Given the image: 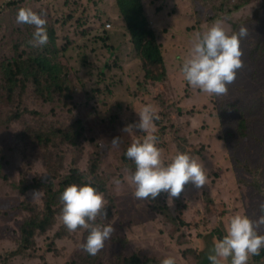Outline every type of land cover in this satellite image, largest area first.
Wrapping results in <instances>:
<instances>
[{
  "label": "rangeland",
  "instance_id": "374dc122",
  "mask_svg": "<svg viewBox=\"0 0 264 264\" xmlns=\"http://www.w3.org/2000/svg\"><path fill=\"white\" fill-rule=\"evenodd\" d=\"M13 1L17 4L0 8V58L12 60L18 53L44 52V46L33 47L28 43L34 27L15 19L19 8H31L44 16L46 29L54 26L58 32V43L66 48L68 83L74 92L67 104L55 92L52 103H47L30 87L25 100L28 112L23 119L8 127L0 125V264H75L78 254L84 252L80 246L83 237L56 236L62 225L59 216L52 230L37 237L33 252L8 260L5 257L18 247L20 223L27 215L18 208L23 199L19 183L27 179L21 172L25 171L31 181L48 175L43 164L33 154L27 158L19 145L16 131L26 126L48 129L64 127L77 118L83 121L81 149L64 152L62 174L70 172L72 160L77 157H82L79 167L86 171L92 156L104 174L115 199L111 224L129 239L126 251L119 246L106 247L105 264H112L114 254L122 251L126 255L137 254L147 264H160L169 255L176 257L177 264H196L191 249L205 248L204 237L209 233L213 240L224 235L231 215L240 213L253 220L258 218L264 199L247 185L253 174L238 166L247 162L257 165L259 180L264 184V127L257 124L252 137L235 146L233 139L224 136L214 105L207 106L205 93L184 80L180 66L189 55L194 35L205 31L214 21H221L228 30L233 29L231 22L238 29L246 25L248 34L240 41L241 58L247 68L242 82L258 83V87L242 96L246 87L241 85V90L237 87L227 98L228 102L255 109L260 92L264 91V54L257 49L264 40V0H145L169 69V77L156 83L145 79L117 0H5V3ZM214 7L219 14L215 19L210 16ZM110 22L111 29H103L102 24ZM254 70L258 82L250 77ZM245 76L248 82L243 80ZM145 104L153 105L159 115L153 123L161 159L166 163L178 151L190 150L189 154L207 173L208 189L204 191L214 198L207 210L206 199H197L194 190L186 186L178 198L180 203L177 198L173 206L165 202L177 220L182 221L180 229L153 211L150 208L153 203L148 199L133 196L134 185L130 182L133 168L124 161L123 153L134 139L142 140L148 133L125 130V126L139 119L136 111ZM33 109L38 112H31ZM6 111L4 108L3 114L0 109L2 118ZM116 114L118 122L113 119ZM113 137H120L117 144L111 143ZM180 137L189 143L185 148L180 145ZM114 179L120 182L114 183ZM41 198L39 191L34 199ZM163 198L166 199V193ZM183 201L182 217L178 214ZM257 230L264 233V225L257 226ZM14 258L19 261L14 262ZM257 261L260 260L253 255L248 264ZM225 264H230V258Z\"/></svg>",
  "mask_w": 264,
  "mask_h": 264
},
{
  "label": "trees",
  "instance_id": "16d2710c",
  "mask_svg": "<svg viewBox=\"0 0 264 264\" xmlns=\"http://www.w3.org/2000/svg\"><path fill=\"white\" fill-rule=\"evenodd\" d=\"M6 4L7 6H14L17 3L16 1L5 3L4 0L0 8L3 7L4 9ZM117 4L120 15L131 36L137 58L141 62L146 81L151 83L165 81L169 77V69L164 47L159 40L145 0H117ZM210 16L214 19L217 18L219 16L218 9L215 8L210 12ZM231 24L232 30L224 27L229 34L238 31V27L235 28L236 24L233 22ZM112 26L111 23L110 27ZM53 27L49 26L47 29L48 42L43 45L44 52L26 55L18 53L12 60H8L6 57L0 58V109H3V114L4 108L7 109L4 118H2L3 114L0 115V125L8 127L23 119L26 112H28L25 100L30 87L47 103H52V94L54 92L61 98L64 104L72 100L74 90L68 83L69 68L65 59L66 48L63 45H59V35ZM262 41L257 45L260 54H264V40ZM246 72L247 68L244 61L242 67L237 70L235 79L227 86L228 91L226 93L217 95L204 92V96H206L205 103L207 106L214 105L216 113L220 118V127L221 130L223 129L224 136L228 139H233L235 146H238L243 139L251 138L257 124L264 127V91L260 92L259 105L252 110L244 108L240 103L228 102L227 95L232 90H237V87L240 90L242 89L241 85L246 87L242 96L254 91L258 87V83L251 84V81L248 82L247 76L243 80L250 84L245 85L242 82L243 74ZM250 77L255 82H258L255 70L250 74ZM31 112L37 113L38 111L33 109ZM113 119L118 122L117 114ZM83 134V121L78 118L64 127L42 129L41 127L26 126L20 131H16L19 145L24 149L25 156L28 158L30 154H33L43 164L48 175L46 177H36L31 181L25 171L21 172V174L24 173L26 175L27 179L19 183V191L23 199L18 204V208L27 215L26 217L24 215L25 219L20 223V243L15 250L5 254L7 260L9 259L8 257L24 256L33 252L36 248L37 237L46 234L54 228L60 216V208L62 206L59 195L69 184H80L89 181L94 184L96 189L103 193L107 216L103 214L104 210H102L93 223L97 225L113 223L111 214L115 206L114 195L107 187L104 174L101 172L100 166L93 156L88 163L89 167L86 171L81 170L79 167L82 157H77L72 160L70 172L62 174L65 167L64 152L70 151L72 153L74 148L80 150ZM180 145L183 148L189 145L185 137H180ZM189 152L190 150H186V153L189 154ZM124 153V161L131 164L134 171V162L126 157ZM239 167L253 174L247 185L254 188L255 194L264 199V184L259 180L260 175L257 173L258 166L247 162ZM186 187L194 190V196L197 199H206L207 205L204 209L207 210L214 203V198H209L204 191L208 189L207 181L199 190L192 188L190 184L186 185ZM34 190L42 192L41 200H35L31 197L30 193ZM163 196L164 193L162 192L155 200L148 199L149 202L153 203L150 205V208L162 214L168 222L178 226V229H180L182 221L177 220L172 209L165 203L166 199ZM177 202L180 203L178 198ZM184 206L185 202L183 201L181 202V209L178 214L182 217L185 210ZM257 213H260V208ZM113 226L114 231L104 242V246L95 255H89L83 249L84 252L78 254L75 264H105L103 259L105 258L106 247L108 246H119L123 251H126L129 239L121 234L119 227ZM217 228H221V226ZM68 235L71 237L75 235L76 237H83L84 242L87 230L78 227L75 231H69L62 223L56 236L62 238L68 237ZM222 236H219L217 239ZM215 240H213V235L209 233L204 237L205 248L200 251L191 249L193 255L196 257V264H206V262L210 264L207 257L209 248ZM123 251L114 254V259L111 260L112 264H147L137 254L130 253V255H126ZM255 258L256 260L264 259V248H261L259 254L255 255Z\"/></svg>",
  "mask_w": 264,
  "mask_h": 264
},
{
  "label": "clouds",
  "instance_id": "9594fccd",
  "mask_svg": "<svg viewBox=\"0 0 264 264\" xmlns=\"http://www.w3.org/2000/svg\"><path fill=\"white\" fill-rule=\"evenodd\" d=\"M16 22L34 26L28 41L33 47H40L48 42L46 19L31 8H19ZM103 25V29L109 28ZM111 28V27H110ZM248 34L246 25H241L236 32L229 34L223 23L214 21L203 32H197L191 43L189 55L184 58L180 71L184 80L192 87L208 94H224L228 85L235 79L237 70L242 67L240 41ZM139 119L125 126V130L137 129L148 134L142 140L134 139L126 148L124 155L130 158L135 169L130 182L134 185L133 196L137 199L155 200L162 192L166 201L173 206L186 185L199 190L207 181L204 166L186 152H177L166 163L161 159L157 146L154 120L159 119L156 108L145 104L136 111ZM120 137H113L112 144H117ZM114 179V183H119ZM39 190H34L35 198ZM61 202L60 218L69 231L79 228L87 230V236L80 245L89 255H95L111 236L114 226L111 223L97 225L93 221L102 210L107 216L103 193L94 184L84 182L67 185L59 195ZM260 215L253 220L248 215L236 213L229 217L226 233L213 242L208 254L210 264H248L250 256L258 255L264 248V233L257 226L264 225V202L259 205ZM160 264H177L176 257L165 256Z\"/></svg>",
  "mask_w": 264,
  "mask_h": 264
},
{
  "label": "crops",
  "instance_id": "0c3cea01",
  "mask_svg": "<svg viewBox=\"0 0 264 264\" xmlns=\"http://www.w3.org/2000/svg\"><path fill=\"white\" fill-rule=\"evenodd\" d=\"M3 1H4V0H0V4H2ZM13 261H14V262H17V261H19V258H14Z\"/></svg>",
  "mask_w": 264,
  "mask_h": 264
},
{
  "label": "built area",
  "instance_id": "2783aa9c",
  "mask_svg": "<svg viewBox=\"0 0 264 264\" xmlns=\"http://www.w3.org/2000/svg\"><path fill=\"white\" fill-rule=\"evenodd\" d=\"M110 26H111V23H106V24H105V27H106V28H110Z\"/></svg>",
  "mask_w": 264,
  "mask_h": 264
},
{
  "label": "water",
  "instance_id": "95a60500",
  "mask_svg": "<svg viewBox=\"0 0 264 264\" xmlns=\"http://www.w3.org/2000/svg\"><path fill=\"white\" fill-rule=\"evenodd\" d=\"M259 262H264V260H260V261H257V262H255V263H259ZM255 263H252V264H255Z\"/></svg>",
  "mask_w": 264,
  "mask_h": 264
}]
</instances>
